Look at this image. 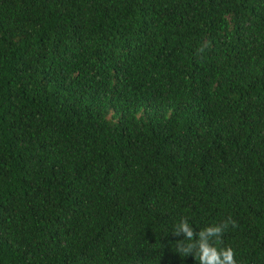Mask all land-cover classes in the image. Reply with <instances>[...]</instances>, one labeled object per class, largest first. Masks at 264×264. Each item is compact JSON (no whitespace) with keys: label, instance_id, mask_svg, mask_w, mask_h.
Returning <instances> with one entry per match:
<instances>
[{"label":"trees","instance_id":"obj_1","mask_svg":"<svg viewBox=\"0 0 264 264\" xmlns=\"http://www.w3.org/2000/svg\"><path fill=\"white\" fill-rule=\"evenodd\" d=\"M264 264V0H0V264Z\"/></svg>","mask_w":264,"mask_h":264},{"label":"clouds","instance_id":"obj_2","mask_svg":"<svg viewBox=\"0 0 264 264\" xmlns=\"http://www.w3.org/2000/svg\"><path fill=\"white\" fill-rule=\"evenodd\" d=\"M225 261H226V264H235V261L233 260V253H232L231 249L226 250Z\"/></svg>","mask_w":264,"mask_h":264}]
</instances>
